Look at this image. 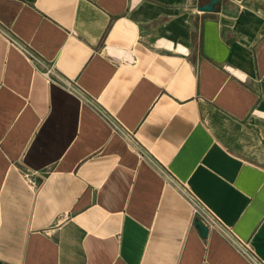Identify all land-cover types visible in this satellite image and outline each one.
Masks as SVG:
<instances>
[{
	"label": "crops",
	"instance_id": "0c3cea01",
	"mask_svg": "<svg viewBox=\"0 0 264 264\" xmlns=\"http://www.w3.org/2000/svg\"><path fill=\"white\" fill-rule=\"evenodd\" d=\"M209 1L0 0V264H264V14Z\"/></svg>",
	"mask_w": 264,
	"mask_h": 264
},
{
	"label": "built area",
	"instance_id": "2783aa9c",
	"mask_svg": "<svg viewBox=\"0 0 264 264\" xmlns=\"http://www.w3.org/2000/svg\"><path fill=\"white\" fill-rule=\"evenodd\" d=\"M7 41L11 45H14L15 43V40L10 38L9 36H7ZM29 59L33 62L36 61V57L33 56L32 54H29ZM53 69H54L53 66H49L43 70V74L50 82L58 84L67 92L75 95L83 104L90 106L91 108H94L95 111L98 112L104 120H106L112 132H114L119 136H123L125 138L126 143L132 148V150L135 151V153L138 156L144 155L143 151L141 150L142 148L140 144L136 141L134 132L124 130V128L114 118H111L105 112L99 110L96 106H94L92 103V99L89 98L80 88H78V85L75 81H71L67 78L64 79L57 78L56 75H54ZM23 176L31 187L36 186L37 184L36 172L27 170L26 172L23 173ZM185 197L187 198L191 207L192 220H197L206 229L212 230L216 223V218L213 216V214L193 195L188 194L185 195Z\"/></svg>",
	"mask_w": 264,
	"mask_h": 264
},
{
	"label": "water",
	"instance_id": "95a60500",
	"mask_svg": "<svg viewBox=\"0 0 264 264\" xmlns=\"http://www.w3.org/2000/svg\"><path fill=\"white\" fill-rule=\"evenodd\" d=\"M218 2V0H210L207 4L203 6H199L198 10L200 11H213L215 4ZM198 226L200 227L201 233L205 234L206 233V228L202 226L199 222L197 223Z\"/></svg>",
	"mask_w": 264,
	"mask_h": 264
},
{
	"label": "rangeland",
	"instance_id": "374dc122",
	"mask_svg": "<svg viewBox=\"0 0 264 264\" xmlns=\"http://www.w3.org/2000/svg\"><path fill=\"white\" fill-rule=\"evenodd\" d=\"M255 2H252L250 5H255L261 9V11L264 14V0H253Z\"/></svg>",
	"mask_w": 264,
	"mask_h": 264
}]
</instances>
